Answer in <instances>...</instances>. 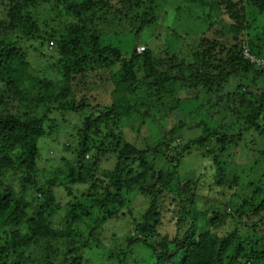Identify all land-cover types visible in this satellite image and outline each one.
<instances>
[{
	"label": "trees",
	"instance_id": "1",
	"mask_svg": "<svg viewBox=\"0 0 264 264\" xmlns=\"http://www.w3.org/2000/svg\"><path fill=\"white\" fill-rule=\"evenodd\" d=\"M51 2L59 9L53 24L35 16L36 9ZM193 2L196 18L209 19V28L204 23L201 31L204 36L189 44L188 51L174 52L168 49L172 45L167 47V33L159 34L167 37L161 38L163 44L156 41L164 47L157 54L156 44H141L139 36L156 21L162 8L159 0H8L0 19V227L8 228L9 235L0 243V264H35L32 251L22 252L46 241L70 239L88 248L86 253L111 247L107 254L121 264H131L129 256L138 259L137 264H220L223 257L232 259L230 264H241L240 259L257 264L253 259L258 252L246 247L245 239L235 241L238 226L221 239L212 231L219 227L222 212L208 203V207L194 203L200 177L193 175L175 185L171 171L197 148L216 169L227 172L232 163L237 164L230 157L239 148L251 161L250 167L263 168L264 179V84L260 83L264 79V0ZM117 16L122 24L114 23ZM106 21L109 28L111 24L123 27L125 21L134 24L124 33L133 44L129 58L123 46L103 45L100 24ZM207 30H215V35ZM225 33L231 37L229 42L220 37ZM171 36L175 43L190 35ZM49 40L55 44L50 53L57 56L51 76L45 68L35 67L29 54L36 48L40 55L35 58L45 56L43 44ZM22 42L29 44V51ZM141 45L145 50L138 53ZM90 72H98L101 84L113 87L107 101L93 96L97 82ZM142 91L145 94L139 96ZM183 93L189 99L187 107ZM158 94L170 95L171 102L157 105ZM144 96L146 101L140 102ZM195 115L201 116L199 123ZM125 120L132 124V133L143 139V147L126 138ZM148 121L150 126L155 121L163 124L162 136L157 129L153 144L141 128ZM170 121L172 125L166 126ZM58 124L67 131L71 127L74 139L68 148L75 159L63 157L67 167L41 179L40 141H49ZM200 127L201 135L182 142L184 130ZM111 158L116 159L115 165L103 172L102 165ZM58 184L69 198L66 204L56 197ZM78 185L84 186L79 192ZM261 185L259 190L264 192V181ZM230 203L225 206L241 211L250 204L236 197ZM135 206L140 209L134 215ZM167 209H174L175 222ZM211 210L216 213L210 215ZM255 212L264 213V198ZM207 219L213 224L205 223ZM25 225L28 231L22 233ZM171 227L172 236L165 230ZM250 239L256 242L255 237ZM143 248L151 258H143L141 252L135 257ZM228 249L232 255L226 253ZM52 253L55 259L57 250ZM81 257H74L75 264H81ZM46 258L49 264L54 261Z\"/></svg>",
	"mask_w": 264,
	"mask_h": 264
},
{
	"label": "rangeland",
	"instance_id": "2",
	"mask_svg": "<svg viewBox=\"0 0 264 264\" xmlns=\"http://www.w3.org/2000/svg\"><path fill=\"white\" fill-rule=\"evenodd\" d=\"M201 1V0H197ZM8 3V0H0V19L3 18L6 14V4ZM159 4L161 10L157 12V19L156 21L149 26L148 28H145L141 35L139 36V42L144 45H148L146 42L155 43L154 48L159 51L157 54L163 53V46H157L156 41H159L161 44L163 39L166 40L165 36H162L159 38V36L167 33L168 35V41L169 45H172L174 48H168L171 51L174 52H181V51H188V45L191 43H198L202 35L201 31H204L206 28H209V19L207 16H204L203 18H196L197 13L195 10H193V6H195V3L193 0H159ZM198 11V10H197ZM37 18H42L41 21L46 20V22H49L50 24H53V19L56 17L57 12H59V9L57 7L56 2H51L47 4L41 5L38 9L35 10ZM225 17L228 18L229 21H231V18L224 14ZM223 16V18H224ZM108 17V16H107ZM111 17V16H110ZM121 16H117V19H115L114 23H121L123 22V19H119ZM112 18V17H111ZM227 20V21H228ZM113 22V21H112ZM208 22V23H207ZM204 23L207 25L204 29ZM109 24L108 21L104 22V26L108 27ZM134 24H129L127 21H125V24L122 26H119L118 28H114L111 24L112 28H104L102 24H100V30L101 35L103 37L102 42L104 44H112L115 46H123L125 50L124 56L126 58H129L131 56V50L133 47L132 41L129 40V36L125 37V32H128V29H133ZM134 32V31H133ZM215 30H207L208 35H215ZM135 33V32H134ZM161 34V35H159ZM181 35V36H188L184 39L180 40V42H173V37L171 35ZM206 34V35H207ZM13 38V41L15 40V36L11 35ZM216 36H219L216 34ZM101 37V38H102ZM210 37V36H209ZM222 39H224V42H229L231 40L230 36H226L222 34L220 35ZM161 38H163L161 40ZM161 40V41H160ZM127 41V42H126ZM54 41L45 42L43 44V51L42 53H45L42 58L37 59L38 52L36 53V48H31L32 51H29V44H26V42H22V47L29 51L30 57L32 59V64L35 67H41L45 68V71L55 74V67L54 64L57 60V56H53V53H50V51L54 52ZM166 43V42H165ZM132 45V46H131ZM178 46V48H177ZM181 46V47H180ZM224 59L227 58V54L224 53ZM30 59V60H31ZM37 63V64H36ZM92 76L96 78V85L93 86V96H97L99 100L104 99L105 101L108 100L109 97V91L113 88L111 86H104L101 84V79L98 76V72L95 75V72H90ZM261 85L264 84V79L261 78L260 80ZM233 88V85L230 86V89ZM103 94V95H102ZM145 92H141L139 94L143 95ZM186 94H180L181 97L185 98V103L183 104L185 107H187L189 99L185 96ZM136 99V97L133 98V101ZM172 100L171 96L161 95L158 94L155 97V101L157 105L162 106V104L166 105L170 103ZM140 102L146 101V96L139 99ZM193 108H195V105H192ZM17 107H15V110ZM159 115V114H158ZM75 121H80L81 119L78 117L73 118ZM165 119V118H163ZM194 119L197 123L200 122L201 116L195 115ZM166 120V119H165ZM194 120V121H195ZM235 119L233 118L230 122H233ZM135 121V120H133ZM132 121V122H133ZM189 121V118H188ZM190 120L189 122H191ZM130 121L125 120L124 124L127 126L125 128V135L127 134L126 138L131 141V143L139 144L140 147L144 146L143 139L136 134L132 133L131 125L129 124ZM148 121L145 123V125L142 128L146 132V135L148 136V142L153 144L155 142L154 138L156 136L157 129L159 130L160 136H162V133L160 131H163V124H158L156 121L152 126H150ZM173 121L167 122L166 126L172 125ZM65 127L62 124H58L56 127L52 128L50 133L49 141H44L45 139H42L40 141V147L42 152V158L39 161L40 163V178L44 179L50 178L54 176V173L58 172L61 169H65L67 167L66 161L63 159V157L69 158L71 161L75 159V154L71 151V148L69 149L68 143H73V137L70 136V133L72 132L71 127L69 128V131L64 129ZM204 129L202 127L200 128H188L187 130H184V133L182 134L183 139L182 142H187L190 138H195L203 133ZM159 136V135H158ZM252 138H256V135L254 133L251 134ZM140 140V141H139ZM249 143H251V139L249 138ZM44 141V142H43ZM179 142V141H177ZM259 145H261L262 138L257 141ZM264 142V139H263ZM181 143V142H179ZM172 144H175L174 142ZM74 148V144H72ZM241 150L237 148L233 151V155L230 157L231 160L235 159V162L237 164L232 163V167H229V169L224 172H221V170H218L214 167L212 162L205 158L203 155L202 149L194 148L191 150L190 153L187 154L184 161L181 163V166L178 168H173L171 172H175V180L174 182H171L175 185L183 184V181L185 182L188 177H191L193 175L200 177L201 183L198 184L197 188V194L194 200V203L196 204H206L208 203L209 206L217 207L216 212H222V220L219 223V227L214 230H212L214 233L217 234L218 238L228 236L230 233H234V228L236 226L239 227L240 233L237 234L238 237H235V241L238 243L239 240L245 239L246 247L252 246L253 250H256L259 254L258 258L253 259L255 262L257 261V264H263L264 262V225L262 223V220L264 221V213L262 214H256L255 207L256 205L264 198V192L262 190H259V188L262 189L263 185L262 181L264 179L262 178L263 168L260 167H250L251 161H246L247 158L243 157V155L240 152ZM95 153V152H93ZM96 154V153H95ZM92 155V154H91ZM90 155V156H91ZM108 157V156H107ZM116 159L111 158L107 159V162L102 165V171L104 172L105 169H111L115 165ZM231 164V163H230ZM169 165V164H168ZM168 165H161V166H168ZM170 167V166H168ZM102 172V173H103ZM238 173L241 176H237ZM60 175V174H58ZM64 177V175L62 176ZM156 182V180L154 181ZM251 182H256L252 183ZM250 184V185H249ZM78 188H75L77 192H79L80 189H82L84 186L78 185ZM55 193L56 197L63 203L66 204L68 202V197L66 194V191L63 190V187L61 185L55 186ZM33 195L32 191L28 192V197L31 198ZM242 198L247 200L250 204L246 205V209L244 210H237L235 208H229L225 205H228L230 203L231 198ZM169 203L176 209L175 203L172 202V200L169 201ZM231 204V203H230ZM207 205V207H208ZM232 205V204H231ZM225 206V207H224ZM139 206H135V212L134 215L139 211ZM174 209H167V214L169 217H172ZM216 212H213L212 210L209 212L210 215L215 214ZM36 213L35 210H32V216ZM168 217V216H167ZM172 223L175 222L174 216L172 217ZM63 221V217L60 216L57 220L59 224ZM210 225L213 223L207 219V222ZM125 229L128 230L129 224L126 223ZM132 225V221H131ZM117 226H120V223H118ZM164 228H167L169 226L168 222H164L163 224ZM132 228V226H131ZM130 229V228H129ZM168 230L167 234L172 236L174 229L171 227ZM27 225L21 227V232L26 233ZM133 230L131 229V232ZM136 232L134 231V234ZM9 235V229L8 228H2L0 227V243L3 242V240ZM247 235H249L247 237ZM255 237L256 242L250 239V237ZM259 237V239H257ZM110 241V240H109ZM93 244V243H92ZM72 249L73 251H69V249ZM235 249V248H234ZM53 250H57V256L54 259ZM89 250L88 248H85L76 240L70 239V240H51L46 241L40 247L37 249L29 248L26 252H22L23 255L31 253V259H34L35 264H49L46 257H48L49 260H53L52 264H75L74 257L77 255L82 256L81 260L79 261L81 264H121L118 259L111 258V255H108L107 253H110L112 251V248L109 247L108 249H100V248H93L90 250V253H86V251ZM141 252V255L143 258H151L152 255L149 254V250L147 248L137 250V253L135 257L138 258V253ZM230 255L233 254V250L229 249L226 253ZM48 254V256H47ZM67 255V260H63V255ZM89 256H88V255ZM92 257V260L90 259ZM241 257V256H240ZM130 258L131 264H137L139 262L138 259L134 261V258ZM22 257H19V260L22 261ZM17 260V258H16ZM241 264H250L252 260H246V259H240ZM229 257H226V259L222 258V263L220 264H230ZM250 261V263H249ZM11 263H18L17 261H10ZM25 264V263H24Z\"/></svg>",
	"mask_w": 264,
	"mask_h": 264
},
{
	"label": "built area",
	"instance_id": "3",
	"mask_svg": "<svg viewBox=\"0 0 264 264\" xmlns=\"http://www.w3.org/2000/svg\"><path fill=\"white\" fill-rule=\"evenodd\" d=\"M138 53H142L144 50H145V46L144 45H141L138 47ZM248 56H251L249 55L248 53H246ZM252 59H256L255 57L251 56Z\"/></svg>",
	"mask_w": 264,
	"mask_h": 264
}]
</instances>
